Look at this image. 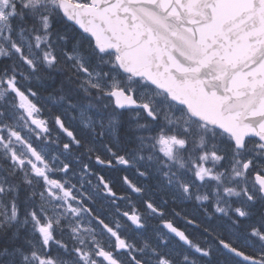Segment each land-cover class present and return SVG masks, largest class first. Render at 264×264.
<instances>
[{
    "label": "snow or ice",
    "instance_id": "snow-or-ice-1",
    "mask_svg": "<svg viewBox=\"0 0 264 264\" xmlns=\"http://www.w3.org/2000/svg\"><path fill=\"white\" fill-rule=\"evenodd\" d=\"M57 20L73 30L75 51L57 43ZM0 65V100L9 95L16 113L0 107V153L9 165L0 174V229L12 241L11 251L0 244L6 264H172L178 253L146 240L138 247L121 231L144 229L145 214L196 253H185L184 264H264V0H0ZM33 80L58 84L61 101L82 96L81 117L102 102L99 115L82 120L90 141L53 116L65 157L82 150L86 161L133 169L141 181L158 160L164 187L195 201L203 221L221 217L226 227L176 208L164 219L168 200L144 197L147 184L127 172L109 177L80 156L49 158L38 142H51L52 129ZM194 132L212 142L201 135L194 146ZM77 174L79 184L71 179ZM208 185L211 196L201 200ZM190 230L204 246L193 247Z\"/></svg>",
    "mask_w": 264,
    "mask_h": 264
},
{
    "label": "rangeland",
    "instance_id": "rangeland-1",
    "mask_svg": "<svg viewBox=\"0 0 264 264\" xmlns=\"http://www.w3.org/2000/svg\"><path fill=\"white\" fill-rule=\"evenodd\" d=\"M61 21L57 20L55 22V37L57 39V43L59 45H66L68 48L72 49L73 51L76 50V44H75V41H76V36L75 35H72L71 33H68L69 36L67 37L64 33L67 31V28L71 30L70 27H67V28H64V27H61ZM66 27V26H65ZM64 28V29H63ZM64 31V32H63ZM67 33V32H66ZM63 35L66 37V40H59V37ZM84 55L87 56L88 53L87 51L85 50L84 52ZM21 66L19 64H17V68H20ZM95 68L100 70L101 72L104 71V68L103 67H100L99 65H95ZM3 70V69H1ZM10 71H11V68H10ZM31 75V74H30ZM32 86L39 89L40 90V96L38 98V103L40 104V106L44 109V114L45 116L48 117V120H49V126L53 128L54 126V121H53V116L56 115V114H61L64 116L65 120L67 121V123L69 124V126L72 127V129H75L78 131L79 133V137L82 139V140H85V141H90V138L92 137V131H91V126L89 128H85L83 126V123H82V120H86L87 119V113L88 112H91L94 116L96 115H99L100 114V107L99 105L102 103V102H99V101H93V103H95L97 105V108L95 109H86V115L84 117H81L79 115V109L84 107V104H85V100L82 96H78V98L75 99V105H77L76 108H72L69 106V100H71L70 98H66L65 99V102L61 101L59 99V96L62 94L58 88H59V85H54L51 81H48V82H45L44 84H40V83H37L35 80L32 81ZM10 103H14V101L12 100V98L7 95L6 93L3 95V100H0V107L4 108L6 111L12 113L14 116L16 115L15 113V110L11 107H9ZM55 107V109H57V113L53 112L52 110V107ZM73 117H75V119H73ZM16 123L20 124L21 126L22 125V122L17 120ZM60 134V133H59ZM25 135L26 136H29L31 135L30 132H25ZM201 135L204 136V139H205V142L206 144H210L212 141H211V136L210 134H206V133H202V132H194V137H200ZM50 136V140L51 142L49 143H45L44 140L42 139L39 143L40 147L42 148V150H45L46 151V154L49 156H53L54 154L58 157V152L59 151V147L57 146V142L56 140H59L60 136L58 135V132H55L53 131L51 134H49ZM90 137V138H89ZM90 146H96L94 144H90ZM81 151L82 150H76L74 151L69 157H65V154H64V157H60L61 159L62 158H68V159H72V160H75V158L77 156H80V159H81V162H90V161H86L85 160V157L81 155ZM228 162L225 161V164H227ZM75 169L78 170L79 168V165H74ZM175 167V166H174ZM4 169H6L5 171H3ZM9 169V165H8V161H6V158L5 156H3V153H0V174H7V170ZM164 170V169H163ZM75 172V171H74ZM74 175L71 177L72 179V182H77L79 179H81L79 177L78 180H76L75 178H73ZM17 181H19V177L16 178ZM85 190L86 191H89L91 192V189L90 187L88 186V184L85 182ZM157 185H148L146 188L147 189H151L153 190L154 188H156ZM22 191H24L22 189ZM200 193L201 194H208L211 196V186L208 185V186H204V187H201L200 189ZM26 194V192H25ZM160 197H157L156 199H159ZM132 203L137 205V206H140V203H141V199H138V198H135L132 200ZM212 207L211 203L208 204V208L210 209ZM201 213V212H199ZM202 214V213H201ZM197 217H199L197 215ZM217 217V216H216ZM203 218V214H202V217ZM85 222H87V220L85 219ZM182 223V221H181ZM214 225H221V226H225L221 223H214ZM226 227V226H225ZM23 231V230H22ZM121 231L127 236L128 235V228L123 226L121 228ZM157 236L158 237H163V234L161 233L160 230L157 231ZM11 242V243H10ZM21 241H16V243H20ZM7 243L9 245L12 244V241L9 239H7ZM182 247H184L182 245Z\"/></svg>",
    "mask_w": 264,
    "mask_h": 264
},
{
    "label": "bare ground",
    "instance_id": "bare-ground-1",
    "mask_svg": "<svg viewBox=\"0 0 264 264\" xmlns=\"http://www.w3.org/2000/svg\"><path fill=\"white\" fill-rule=\"evenodd\" d=\"M64 28H67V26L65 27L64 26ZM63 28V29H64ZM64 32V31H63ZM67 32V33H66ZM64 34L68 37L69 36V34L68 33H71L72 35H74V33H73V30L71 29H68L67 28V31H66ZM68 98H70L71 99V103L72 104H74L75 103V99L76 98H78V96H76V95H70V96H68ZM63 102H65V100L63 101ZM90 138V137H89ZM88 141V140H87ZM59 159H61L60 157H58V160ZM62 159H64V158H62ZM149 165L147 164V162H145V163H143V164H141V167H144V168H147ZM157 168H160V171H156V169ZM151 174H150V176H149V178L147 179V181L146 182H152L153 184H156L157 185V187L156 188H154L153 190H151V189H147V191H146V195L144 196V197H155V199L157 198V197H160L161 198V200L162 199H167L168 200V204H166V205H161L162 207H164V206H168V205H174V206H177V208L178 207H180V208H187V209H189L191 212H195L199 217H202V214L201 213H199L200 212V210H199V208L193 203V202H185V201H183L182 200V198L180 197V195L177 193V192H175V190L174 189H169V188H166V187H164V185H165V181H164V179H163V177H162V171H163V168H162V166L160 165V163H159V161L157 160V161H155V163L154 164H152L151 165ZM73 171H77L76 169L75 170H73ZM79 175L77 174V175H74V177L73 178H75V179H79ZM92 179H94V178H92ZM161 188H163V190H159V189H161ZM176 196V202L174 203L173 202V200H172V197L173 196ZM138 199H142L141 197H139ZM158 202V201H157ZM124 207H128V204L127 205H125ZM165 208V210H166V213H167V215L168 216H171L172 215V211H171V209H172V207L171 206H169L168 208L167 207H164ZM259 209V205L257 206V210ZM106 215H108L109 217H110V220H114L115 218H116V215H115V211H113L112 213H105ZM145 219H146V222L147 223H145L146 224V227L144 228V229H140V230H137L136 232H133V231H128V235H129V237L130 238H133V239H136V241L138 242V243H144V241L146 240L150 245H156V246H158V247H163V248H165L166 250H168V249H171L173 252H176V253H178V254H183V253H188L189 255H192V256H194V254H192L191 253V251H189V249L188 248H186L183 244V246L184 247H179L177 244L176 245H172V246H169V245H160V243H159V240H160V237H158V236H156V235H154V234H151L148 230H147V224H148V222L150 221V220H155V218L154 217H152V216H148L147 214H145ZM159 217L157 218V220L159 221ZM221 220H222V218L221 217H214L213 218V220H211V221H207V222H209V223H212V224H214V223H221ZM223 225H225L226 226V222H225V224H223ZM161 227V226H160ZM96 235L100 238V239H102L103 240V242H105V243H108L109 242V240L107 239V237H105L104 235H102V234H100V233H96ZM200 235H203V233H201ZM241 239H243V237H241ZM169 243H171L170 241H169ZM219 259V257H217L216 256V259H214V261L215 260H218Z\"/></svg>",
    "mask_w": 264,
    "mask_h": 264
},
{
    "label": "clouds",
    "instance_id": "clouds-1",
    "mask_svg": "<svg viewBox=\"0 0 264 264\" xmlns=\"http://www.w3.org/2000/svg\"><path fill=\"white\" fill-rule=\"evenodd\" d=\"M190 142H194V146H199L200 145V137H191L190 138ZM160 163V165H161V162H159ZM193 195L195 196L196 195V193L194 192L193 193ZM200 195V199L201 200H204V199H206V196H205V194H199ZM197 207H198V205H197V203L195 202V201H192ZM172 208H176L177 209V206H174V205H170ZM178 211H180L181 213H184V212H187L188 214H192V212L189 210V209H187V208H179V210ZM210 212H212V211H210ZM170 216H168V215H166L165 217H164V219H167V218H169ZM173 219H175V217H172ZM197 219H201L202 220V222L205 224V226H207V227H213V226H215L214 224H212V223H209V222H207V221H203V218H201V217H196ZM8 229L7 228H4V229H0V244H2V245H4V246H9V251H11V247H10V245L7 243V239H8V235H7V233H8ZM189 236H191V238H192V243H193V247H195L196 245H201V246H204V244H205V242L200 238V236L199 235H196L195 233H194V231H189ZM138 247H143V243L142 244H140V245H137ZM156 246V245H155ZM189 249V248H188ZM0 250H2V249H0ZM162 250H165L166 251V249L165 248H163L162 247ZM190 251H192L191 249H189ZM192 252H194V251H192ZM145 253H148V251L146 250L145 251ZM195 253V252H194ZM185 253H183V254H176V255H173L172 257H171V259H172V264H184V261L182 260V257H183V255H184ZM146 255V254H145ZM148 255V254H147ZM191 257H193V258H195L196 256H192V255H190ZM9 259V257L8 256H0V264H6V262H7V260ZM196 264H201V260H199V259H197V261H196Z\"/></svg>",
    "mask_w": 264,
    "mask_h": 264
},
{
    "label": "flooded vegetation",
    "instance_id": "flooded-vegetation-1",
    "mask_svg": "<svg viewBox=\"0 0 264 264\" xmlns=\"http://www.w3.org/2000/svg\"><path fill=\"white\" fill-rule=\"evenodd\" d=\"M112 175H113L112 177H115V175H114L113 173H112ZM135 178H137V177H135ZM146 184H147V186H148V185H155V184H153L152 182H146ZM180 197H181V196H180ZM132 200H133V199H132ZM156 201L160 202V201H161V198L156 199ZM169 206H170V205H168V206H164V207H167V208H168ZM179 208H180V207H178L177 210H179ZM113 211H114V210L110 209V206L107 207V213H112ZM171 216H173V213H172ZM214 217H216V216H214ZM177 219H178V218H177ZM178 222L181 223V221H179V220H178ZM147 230H148L151 234H154V235H156V236H157V231L160 230L161 233L163 234V237L168 238V240L171 242V243H168L169 246H172V245H176V244H177L179 247H182V245H181L180 243L176 242V241L174 240V238L170 237V236L168 235L167 232H164V231L161 229L158 220H150V221L148 222V224H147ZM131 231L136 232L137 229L133 228V229H131ZM167 235H168V236H167ZM130 240H131L133 243H135L136 245H137V244H138V245L141 244V243H138V242L136 241V239L131 238ZM194 256H196V253H194ZM214 259H216V256H214Z\"/></svg>",
    "mask_w": 264,
    "mask_h": 264
},
{
    "label": "trees",
    "instance_id": "trees-1",
    "mask_svg": "<svg viewBox=\"0 0 264 264\" xmlns=\"http://www.w3.org/2000/svg\"><path fill=\"white\" fill-rule=\"evenodd\" d=\"M11 243V242H10ZM12 246V244L10 245V247Z\"/></svg>",
    "mask_w": 264,
    "mask_h": 264
}]
</instances>
